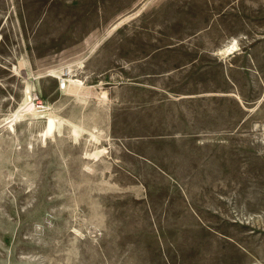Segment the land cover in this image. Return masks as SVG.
Masks as SVG:
<instances>
[{"label":"rangeland","instance_id":"374dc122","mask_svg":"<svg viewBox=\"0 0 264 264\" xmlns=\"http://www.w3.org/2000/svg\"><path fill=\"white\" fill-rule=\"evenodd\" d=\"M0 264H264V0H0Z\"/></svg>","mask_w":264,"mask_h":264},{"label":"bare ground","instance_id":"6f19581e","mask_svg":"<svg viewBox=\"0 0 264 264\" xmlns=\"http://www.w3.org/2000/svg\"><path fill=\"white\" fill-rule=\"evenodd\" d=\"M140 9V8H139ZM139 11V10H138ZM127 15L123 14L121 15L120 17H118L116 20H114L106 29L105 33L107 32H111L113 29L117 28L118 26H120L125 20H127V18L129 17L128 13H126ZM137 14V13H136ZM135 15V14H134ZM131 18V16H130ZM115 31V30H114ZM113 32V31H112ZM104 33V34H105ZM104 34L99 37L98 39L94 40L92 45L90 46L89 50H93V48L95 47L96 44H98V41L102 40L101 38L104 36ZM107 36V35H106ZM100 43V42H99ZM229 43V42H228ZM227 44V43H225ZM234 46H235V43H231V44H227L226 45V49L229 50H232L234 49ZM220 48V47H219ZM222 51V50H221ZM215 52V51H214ZM227 54V51L225 52ZM80 61L81 59H83L82 57L78 58ZM74 60V59H73ZM73 60H70V61H65L67 64L64 63V65L66 66H61L60 67H57V65L59 64H56V65H52V66H49L47 68H45V76H50V77H53V78H58V81L60 82L61 84V88L64 89L66 87V81H69L71 83H74L76 86H79L78 88H80L82 85H83V82L82 80L80 79H71V78H65L63 77V75L66 73V72H71L73 71V64H72V61ZM75 61V60H74ZM73 61V62H74ZM77 61V60H76ZM79 61V62H80ZM78 63V62H76ZM75 63V64H76ZM74 64V65H75ZM77 67V66H76ZM16 72H17V69H16ZM24 72V71H23ZM43 72V71H42ZM32 73V72H31ZM37 74V73H36ZM69 74V73H67ZM33 76V75H32ZM40 79V77H39ZM28 85V84H26ZM71 86V84H70ZM32 87V86H31ZM68 89V88H67ZM70 89V88H69ZM32 90V89H31ZM30 91V87L28 86L26 88V93H25V102L23 103V105L20 107V109L16 112H13V116L12 118H10V120L8 121V127L10 130L13 129V124L11 123L12 121H16L18 118H20L21 116H24L25 114H30V115H34V116H41L44 118V133L47 134L49 132L53 133L57 130V125L59 123V117L57 114H54L52 113V110H51V106H47V105H44L43 108L41 109H37L36 108V105H35V102L33 101V96L32 94L29 93ZM77 91V90H76ZM75 91V92H76ZM80 93V92H79ZM101 95V94H100ZM102 97L105 98L106 97V94L104 92H102ZM101 97V98H102ZM102 98V99H103ZM38 106H41V103L37 102ZM99 104V102H98ZM81 119V118H80ZM62 120V119H61ZM83 122H86V121H82ZM5 123V122H4ZM63 125V124H62ZM84 125V124H83ZM77 126V124L75 125ZM80 127L81 130H83L84 128H82L80 125H78ZM59 129V128H58Z\"/></svg>","mask_w":264,"mask_h":264}]
</instances>
